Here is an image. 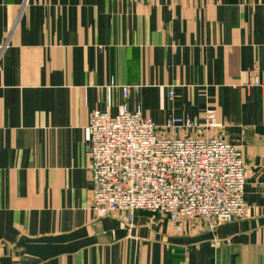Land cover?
Listing matches in <instances>:
<instances>
[{
    "label": "crops",
    "instance_id": "obj_1",
    "mask_svg": "<svg viewBox=\"0 0 264 264\" xmlns=\"http://www.w3.org/2000/svg\"><path fill=\"white\" fill-rule=\"evenodd\" d=\"M263 82L264 0H0V264H264ZM124 103L159 126L216 110L244 216L98 217L90 118Z\"/></svg>",
    "mask_w": 264,
    "mask_h": 264
},
{
    "label": "built area",
    "instance_id": "obj_2",
    "mask_svg": "<svg viewBox=\"0 0 264 264\" xmlns=\"http://www.w3.org/2000/svg\"><path fill=\"white\" fill-rule=\"evenodd\" d=\"M122 89L128 97L131 86ZM220 127L214 109L197 118L171 115L160 126L127 103L115 115L95 110L88 127L91 209L98 217L121 214L129 227L138 211L166 214L178 231L192 220L215 230L242 218L247 166Z\"/></svg>",
    "mask_w": 264,
    "mask_h": 264
}]
</instances>
